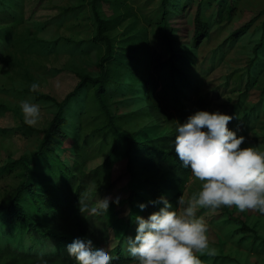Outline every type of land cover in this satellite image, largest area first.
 Segmentation results:
<instances>
[{"label": "rangeland", "instance_id": "374dc122", "mask_svg": "<svg viewBox=\"0 0 264 264\" xmlns=\"http://www.w3.org/2000/svg\"><path fill=\"white\" fill-rule=\"evenodd\" d=\"M199 1L175 0L170 7L167 31L174 44L192 45L193 16ZM160 3L161 0H102L96 4L104 18L117 13L126 16V20L109 33L114 51L128 50L126 48L132 46L130 40L133 39L128 38L130 35L137 38L134 39L135 46L145 48L147 45L151 51L147 71L155 84L154 94L166 99L173 95L174 83L165 69L168 49L162 37L163 25L155 24L161 16ZM4 4H0V106L4 107L0 108V166L34 151L42 137L41 133L25 126L20 108L22 100L40 108L39 122L30 128L44 129L52 118L54 107L50 103L38 101L34 95L25 92L30 85L38 82V93L60 100L76 85L79 74L96 75L95 64L103 52L98 43L88 41L95 34L90 0H9ZM229 5H233L231 13L227 11ZM72 6L80 9L61 15ZM260 10H264V0H220L205 11L204 17H211L209 34L196 43L193 59L185 63L190 85L183 88L185 95L181 100L190 115L203 110L232 116L228 127L237 136L245 137L241 147L264 150V47L258 50L256 67L247 69L252 50L264 28V14H257ZM246 23L248 25L236 39L228 38ZM128 54H124L126 62L129 61ZM111 67L124 68L116 61L111 62ZM117 79L119 85L108 90L112 114L135 111L138 114L117 120L118 129H144L140 134L142 138L168 133L172 128L170 118L149 113L142 82L125 71ZM198 97L201 98L199 104ZM168 112H174V109L169 108ZM99 116L98 121L87 118L82 122L80 139H67L56 145V154L67 166L71 167L73 161L79 160L74 144L83 147L85 153L80 158L85 159L83 168L86 172L102 163L110 133L91 135L90 132L92 125L102 120V115ZM173 118L177 121L175 115ZM121 153L122 149L119 155ZM119 155L116 154L118 160L109 173L87 181L84 193H89L93 202L105 197H111L113 201L126 196V177L122 174L123 162ZM35 169L31 168L26 176L42 188L46 186L45 180L35 173ZM25 179L19 170L0 172V202L9 199ZM108 182H112V186L100 194L98 190ZM200 187V182L191 175L183 196L189 198ZM160 207L161 203H157L158 210ZM126 209L124 205L110 202L106 221L114 226L109 225L106 229L109 248L116 243L114 228L119 233L122 231ZM197 214L204 217L209 244L217 250L213 257L197 254L203 264H264V246L254 240V235L264 238V215L251 210L241 213L235 207L199 209ZM234 218L248 225L251 231L241 233L240 224ZM1 244L3 240L0 239Z\"/></svg>", "mask_w": 264, "mask_h": 264}, {"label": "trees", "instance_id": "16d2710c", "mask_svg": "<svg viewBox=\"0 0 264 264\" xmlns=\"http://www.w3.org/2000/svg\"><path fill=\"white\" fill-rule=\"evenodd\" d=\"M5 1L9 0H0V4L5 5ZM101 1L90 0L95 34L88 41L98 43L103 50L95 64L96 75L79 74L76 85L60 100L49 94L31 92L30 88L25 91L34 95L38 101L50 103L54 107V112L44 129L35 130L25 125L30 130L42 134L36 149L0 166V172L12 173L19 170L26 177L17 185L9 199L0 202V239L3 240V244L0 245L1 264H44L45 261L47 264H76L74 258L67 254L65 247L76 238L91 239L96 247L105 248L114 257L112 264L132 263L134 261L126 251L125 240L127 237H135L137 227L134 222L135 216L145 215L143 217L147 218L154 211H158L157 203L161 196L176 208L178 198L184 194L188 179L192 175L191 169L185 168L176 156L173 146L177 122L183 124L191 116L181 100L185 95L183 88L190 85L186 70L188 65L185 63L193 59L196 43L209 34L211 17L206 19L205 11L213 8V4L220 0H200L196 5L191 46L174 44L171 33L167 31V16L171 13L170 7L174 5L175 0H161V16L155 24L163 25L162 37L168 49L165 69L174 83L173 95L166 99H160L154 94L155 84L147 71L151 56L147 45L145 48L135 46L134 39L137 38L130 35L131 38L130 36L128 38H133L130 40L132 46L126 48L128 50H121L122 53L114 51L113 39L109 33L123 23L126 16L122 17L117 13L109 18L102 17L96 4ZM232 8L233 5L228 6V13H231ZM79 9L78 6L68 7L61 15ZM257 14H264V10L258 11ZM247 25L246 23L235 29L228 38L236 39ZM142 35L145 37L144 32ZM262 47L264 28L252 50V58L247 64V69L256 67L258 50ZM124 54H128V62L125 61ZM112 61H116L124 68L116 70L111 67ZM123 71L135 75L142 82L149 113L151 115L159 113L166 119L170 118L172 128L168 133L157 135L155 138H142L140 134L144 129L131 131L118 129L117 120L138 115L136 111L117 115L112 114L110 110L108 90L113 85H119L120 80L117 77ZM200 101L201 98L198 97L197 103ZM169 108L174 109V112H168ZM100 114L102 120L94 123L90 132L91 135L110 133V142L102 163L86 172L83 168L85 159L80 158L85 153L83 147L74 144L79 160L73 161L71 167L67 166L56 154V145L67 139H80L83 134L82 122L87 118L98 121ZM174 115L177 121L174 120ZM121 143L123 147H120ZM116 154L122 158V174L126 177L127 188L126 196L119 198L118 204L126 206L127 209L122 231L119 233L114 228V235H117L116 243L109 248L106 229L109 225H114L106 221L108 220L106 213L94 216L96 219L94 225L93 216L85 214V217L80 213L79 198L86 189L87 181L109 173L118 160ZM31 168H36L35 173L44 178L46 186L40 188L26 176ZM111 186L112 182H108L98 191L104 194ZM151 201L157 203H150ZM139 202L147 205L143 211L139 208ZM233 220L240 224L241 233L251 231L244 222L236 218ZM254 240L258 241L260 246H264V238L254 235Z\"/></svg>", "mask_w": 264, "mask_h": 264}, {"label": "clouds", "instance_id": "9594fccd", "mask_svg": "<svg viewBox=\"0 0 264 264\" xmlns=\"http://www.w3.org/2000/svg\"><path fill=\"white\" fill-rule=\"evenodd\" d=\"M39 88L38 82L30 85L31 92ZM20 108L24 123L36 126L39 105L22 100ZM231 120L230 115L201 110L185 123L177 122L173 141L176 156L191 169L201 187L187 199L181 195L176 208L161 196L158 211L147 218L135 216V237L125 240L126 251L135 264H203L199 256H215L217 250L209 244L208 225L197 214L199 209L235 207L241 213L251 210L264 215V150L241 147L245 137L228 127ZM110 202L118 204L119 197L93 202L86 192L80 195L79 211L85 217L100 216L108 212ZM146 207L139 205L142 211ZM65 247L76 264H112L114 259L91 239L76 238Z\"/></svg>", "mask_w": 264, "mask_h": 264}]
</instances>
